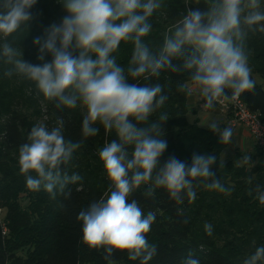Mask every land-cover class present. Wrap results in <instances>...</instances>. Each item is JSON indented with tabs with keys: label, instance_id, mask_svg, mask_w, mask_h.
<instances>
[{
	"label": "clouds",
	"instance_id": "clouds-1",
	"mask_svg": "<svg viewBox=\"0 0 264 264\" xmlns=\"http://www.w3.org/2000/svg\"><path fill=\"white\" fill-rule=\"evenodd\" d=\"M199 2L195 0L197 5ZM36 3L0 0V59L11 66L4 75L16 74L33 81L58 109H75L79 103L86 110L81 125L83 137H95L99 132L96 125L106 134L116 135L117 140L98 150L110 181L109 191L77 216L82 223V243L89 250L103 249L107 264H115L116 253L148 264L156 255L155 244L147 239L156 213L149 210L145 214L137 200L129 202L133 193L146 186L143 195L154 198L156 191L163 189L181 205L185 197L190 203L194 201L200 187L224 194H230L231 189L212 171L214 155L193 153L190 165L170 156L161 165L160 158L168 147L162 124L169 116L161 113L155 122L150 118L168 97L159 83L141 86L128 80L150 81L159 78L162 71L187 73L188 79L177 90L189 97H201L205 109L253 90L256 84L246 41L249 33H264L261 0H204V10L187 7L155 51L144 38L151 33L150 17L163 7V0H61L67 15L33 39L38 46L37 59L45 61L47 54L52 59L32 64L23 59L21 48L10 43L8 37L22 26L28 28L33 19L30 10ZM121 42L134 45L127 71L114 55ZM208 127L219 135L221 143L231 142L232 127L221 128L216 121ZM27 141L20 145L18 157L27 187L43 189L52 200L57 196L69 199L68 186L83 178L77 173L69 175L64 166L82 142L65 139L62 118L51 129L44 123L36 124ZM243 162H250V157L244 156ZM254 191L264 205V190L257 185ZM177 212L182 214V209ZM204 229L212 234L210 223L206 222ZM182 264L199 261L190 254ZM243 264H264V246L257 247Z\"/></svg>",
	"mask_w": 264,
	"mask_h": 264
},
{
	"label": "trees",
	"instance_id": "trees-1",
	"mask_svg": "<svg viewBox=\"0 0 264 264\" xmlns=\"http://www.w3.org/2000/svg\"><path fill=\"white\" fill-rule=\"evenodd\" d=\"M261 4L264 10V0ZM187 7L204 10L206 5L204 0L198 5L195 0H163V7L150 17L152 31L144 38L150 48L155 51L162 46L164 34L182 18ZM30 11L33 19L28 28L22 26L8 41L21 48L27 62H50V54L45 56V61L37 59L38 46L33 44V39L42 36L53 23L59 24L67 13L61 0H37ZM133 48L131 42H121L114 53L125 71ZM246 50L256 85L240 97L264 120V33H249ZM9 67L0 59V204L6 209L9 229L3 235L0 225V264H107L103 249L89 250L82 243V223L77 216L109 191L110 181L98 150L118 138L114 133L106 134L100 125H96L99 132L95 137H83L81 125L86 110L79 103L75 109H58L54 101L44 98L33 81L16 74L6 77L4 72ZM187 79V73L162 71L159 78L150 81L129 79L128 82L141 86L159 83L168 97L150 118L155 122L161 113L169 116L162 124L168 147L160 158L161 165L170 156L190 165L193 153L214 155L212 171L231 192L224 194L200 187L194 201L190 203L185 197L184 203L178 205L163 189H158L154 198L145 197L146 186H142L129 202L137 200L145 214L149 210L156 213L147 234L149 242L156 246V255L148 264H182L190 254L199 264H243L257 247L264 246V205L255 198L254 191L257 185L264 190V155L255 145L253 153L237 151L233 157L222 160L228 144L221 143L219 135L208 126L188 119V96L177 90ZM227 94L230 96L231 92ZM59 118L64 120L65 139L82 142L70 163L64 166L69 175L77 173L83 178L68 186L71 197L67 200L62 196L52 200L43 189L28 188L18 164L19 147L28 142L31 128L44 123L51 129ZM244 156H249L250 162L244 163ZM60 203L64 206L60 207ZM177 209H182V214ZM206 222L212 225L211 235L205 232ZM113 259L115 264H140L139 260H129L126 253H116Z\"/></svg>",
	"mask_w": 264,
	"mask_h": 264
},
{
	"label": "built area",
	"instance_id": "built-area-1",
	"mask_svg": "<svg viewBox=\"0 0 264 264\" xmlns=\"http://www.w3.org/2000/svg\"><path fill=\"white\" fill-rule=\"evenodd\" d=\"M218 107L231 114L230 124L245 126L251 134L255 145L264 155V120L258 112L252 111L241 97L222 100L217 103ZM6 209L0 204V225L3 235L8 234L6 224Z\"/></svg>",
	"mask_w": 264,
	"mask_h": 264
},
{
	"label": "crops",
	"instance_id": "crops-1",
	"mask_svg": "<svg viewBox=\"0 0 264 264\" xmlns=\"http://www.w3.org/2000/svg\"><path fill=\"white\" fill-rule=\"evenodd\" d=\"M191 97L193 98V101H194V105L191 109H189V113H188V119H189V115L191 114V119H189L191 122L198 120L200 125L207 126L208 121L206 120L207 122L202 123L201 117H207L208 118L210 115H206V114L211 113L212 118L214 117L215 119H217L216 122H218L220 124L221 128L226 126V121H228L229 126L232 127L230 125V119H231L230 113L222 110L218 106L213 108V109H208V110L199 109V106H200L201 102L203 101V99L201 97H199L198 95H195V94ZM210 122H212V121H210ZM232 129H234L232 137L236 138L237 141L239 142L238 147L240 148V150L246 151L248 154L252 153L255 150V142H254L251 134L249 133L248 129L243 125H237L235 127H232Z\"/></svg>",
	"mask_w": 264,
	"mask_h": 264
},
{
	"label": "rangeland",
	"instance_id": "rangeland-1",
	"mask_svg": "<svg viewBox=\"0 0 264 264\" xmlns=\"http://www.w3.org/2000/svg\"><path fill=\"white\" fill-rule=\"evenodd\" d=\"M257 81L258 82H261V80L259 79V77H256ZM262 83V82H261ZM188 106H189V109H191L194 105V101H193V98L192 97H188ZM204 101L201 102L200 106H199V109H205L202 107ZM218 105L216 104L215 107H217ZM208 110V109H206ZM203 115V114H202ZM206 115H210L208 118L207 117H201V122L204 123V122H209L210 121H217V119H215L214 117L212 118V114L211 113H207ZM189 119H191V114L189 115ZM207 120V121H206ZM207 122V126H208V123ZM223 122V121H222ZM231 125V124H230ZM226 126H229V123L228 121H226ZM234 131V129H233ZM239 146V142L237 141L236 138H233L232 137V140L230 143H228L227 147L224 149L223 153H222V160L226 161L228 160L229 158L233 157L235 155V153L237 151H242L240 150V148L238 147ZM244 154H248L246 151H242ZM254 152V151H253ZM252 152V153H253Z\"/></svg>",
	"mask_w": 264,
	"mask_h": 264
}]
</instances>
